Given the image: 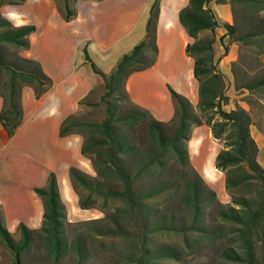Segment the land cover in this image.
<instances>
[{
	"label": "trees",
	"instance_id": "obj_1",
	"mask_svg": "<svg viewBox=\"0 0 264 264\" xmlns=\"http://www.w3.org/2000/svg\"><path fill=\"white\" fill-rule=\"evenodd\" d=\"M207 1L189 0V5L179 12L180 21L193 37L186 50L194 57L199 101L193 106L185 95L169 86L175 112L167 121L128 100L123 89L132 71L155 59L157 0L153 1L144 37L123 52L110 71L97 66L86 51L92 68L102 77V92L99 101L90 93L80 103H103L104 113L97 120L79 112L71 113L62 120L59 133L83 135L81 151L91 158L95 173L70 165L69 175L79 194L80 206L97 207L102 215L68 221L56 176L50 172L44 185L34 187L43 201L39 228L32 229L21 222V236L15 239L4 225L0 208V237L13 254V264H22L21 251L29 248L34 231L40 233L44 251L53 264H59L68 255H73L74 264H86L89 249L79 231L71 239L68 237L67 225L71 223H86L92 234L120 240V245L112 247L118 248L124 257H120L121 264H169L165 260H178L184 251L203 244L205 239L212 241L218 237H224L226 244L214 264H264V165L258 159V144L251 133V125H255L264 134V62L258 59V53L264 49V15L257 14V20L241 32H237L235 23H223L231 40L256 46L241 50L230 62L235 89L248 90L240 97L247 107L235 101L233 107L226 109L223 104L228 100L227 85L213 62V41L197 36L201 29H213L217 24L212 10L203 6ZM253 1L256 11L264 8V0ZM63 6L62 15L67 19L72 15L68 0H64ZM34 29V24L15 25L0 13V86L4 88L0 122L9 134L22 116L18 100L21 85L31 84L39 97L52 82L38 61L20 56L9 58L4 49L5 43L27 47L28 34ZM149 51L152 55L148 60ZM2 70L6 73L3 81ZM122 94L128 104L122 103ZM141 121L146 123L142 133L145 139H138L141 129L137 125ZM202 122L210 127L212 137L220 145L214 166L223 173L228 202H222L218 191L191 165L187 141L192 126ZM128 128H133L134 134ZM171 159L179 168L178 175L167 177L164 172L172 164ZM176 194L184 213L158 212L157 198ZM213 204L218 205L215 223L207 219ZM165 231L180 233L181 242L160 240L158 235ZM0 264H4L2 260Z\"/></svg>",
	"mask_w": 264,
	"mask_h": 264
},
{
	"label": "crops",
	"instance_id": "obj_2",
	"mask_svg": "<svg viewBox=\"0 0 264 264\" xmlns=\"http://www.w3.org/2000/svg\"><path fill=\"white\" fill-rule=\"evenodd\" d=\"M153 1L68 0L72 15L67 19L62 15L64 0L0 2V13L13 24L35 25L28 34L27 47L5 43L6 53L15 47L16 57L35 59L52 80L39 97L31 84L21 85L18 100L22 116L12 134L0 122V208L4 225L15 239L21 236V222L32 229L41 226L43 201L34 187L44 185L50 172L56 176L68 221L98 216H93L91 209L94 206H80L79 194L69 175L70 165L95 173L91 158L81 151L83 135L79 132L60 135V124L67 115L78 112L83 105L81 98L92 94L94 86L102 82L101 75L86 58V51L97 66L110 71L119 56L144 37ZM188 5L189 0H157L155 59L150 65L132 71L123 84L128 100L145 107L163 121L169 120L175 112L169 86L185 95L193 106L199 101V82L193 72L194 57L186 50L193 37L179 18L180 10ZM203 6L212 10L217 24L213 29H201L197 36L213 41V62L227 85L228 100L223 106L229 109L239 101L247 107L240 96L248 90L235 89L230 64L238 57L244 43L231 40L223 23H234L236 18L252 19L254 15L262 14L264 8L256 11L253 0H208ZM249 45L256 48L254 44ZM258 59L264 62V49L258 53ZM3 72L1 81L5 79ZM3 94L1 84L0 110ZM251 133L258 144L259 159L264 153V134L255 125H251ZM214 140L210 127L204 122L192 126L187 141L189 157L204 176L202 167L206 153L212 152L215 156L220 146L217 143L210 149ZM259 161L264 165V160ZM212 168L217 169L214 162ZM211 178L208 180L212 181ZM95 208L96 213L101 212ZM2 244L0 237V250L1 247L4 250ZM4 246L8 250L5 263L11 264L13 254Z\"/></svg>",
	"mask_w": 264,
	"mask_h": 264
},
{
	"label": "rangeland",
	"instance_id": "obj_3",
	"mask_svg": "<svg viewBox=\"0 0 264 264\" xmlns=\"http://www.w3.org/2000/svg\"><path fill=\"white\" fill-rule=\"evenodd\" d=\"M222 4H220L221 6ZM259 15V14H258ZM254 15L252 19H240L236 18L234 20V23L237 26V32L243 31L250 23H253L257 20V16ZM261 15H264V12H262ZM253 47L251 45L242 44L241 50H248L252 49ZM16 48H12V51H8L7 57L14 58L16 56ZM152 55V51H149L146 55V59H150ZM2 78H5L6 73H2ZM103 81V80H102ZM102 92V82H99L94 86V90L91 94L92 98L94 100L99 101L100 93ZM244 95V94H243ZM242 95V96H243ZM241 97V96H240ZM245 102V101H244ZM122 103L128 104V100L126 98V95L122 94ZM246 103V102H245ZM79 113L85 115L86 117H89L90 119L97 120L100 119L101 116L104 113V104L103 103H84L82 105V108L78 111ZM141 129V133L139 135L138 139H145V137H142V133H145L146 123L141 121L139 125H137ZM170 126V125H168ZM169 127H166V130H168ZM133 128H128V131L131 134H134ZM217 140H214V142L209 146L210 149L215 148L217 146ZM264 151V148L263 150ZM212 152L206 153V158L203 163L202 171L205 172V176L203 173H201L194 164L191 161V165L203 176L204 180L214 187L218 191V196L222 202H228L229 197L226 193L225 187H224V180H223V173L219 169H214L213 162H214V156L211 154ZM259 159L264 160V153L262 157L259 155ZM170 165L167 166L166 171L164 172V175L167 177L171 176H177L178 175V166L175 164V161L173 159L170 160ZM189 172H191V168H188ZM213 169V171L208 174L207 172L209 170ZM211 178L212 181H209L208 178ZM179 195L176 194L174 196H159L157 198V206H158V212L161 211H174L177 213L183 212V205L181 202H179ZM217 204H213L209 206L207 219L208 221L215 223V210L217 208ZM93 210L94 215H97L96 217H99L102 215V212H97V209L93 207L91 211ZM184 213V212H183ZM72 214V212L70 213ZM79 231L83 236V242L87 245L89 249V257L86 262V264H121L120 257L124 259V257L120 254V250L118 248H113L112 245L118 246L120 245V240L114 237H106L101 236L98 234H92V232L89 230V227L86 223H71L67 225V234L68 237L71 239L74 234ZM226 231L228 233H232V230L230 227H226ZM159 239L162 241H171L174 243H179L182 240V236L180 233L175 231H165L162 234L158 235ZM225 239L224 237H218L215 240L209 241L204 240L203 244L194 247L191 250L184 251L181 255V258L178 260H165L169 264H214L215 261L219 258V251L224 247L225 245ZM1 246V245H0ZM4 250H0L1 258L0 260L3 261L4 264L7 260L5 256L8 257V250L4 244H2ZM6 259V260H5ZM130 261V260H128ZM21 262L22 264H53L51 261V258L45 253L44 251V245L41 241L40 233L38 231H34L32 233V242L29 246V248L21 251ZM74 258L73 255H68L64 257L62 260H60L59 264H74ZM13 264V262H11Z\"/></svg>",
	"mask_w": 264,
	"mask_h": 264
}]
</instances>
